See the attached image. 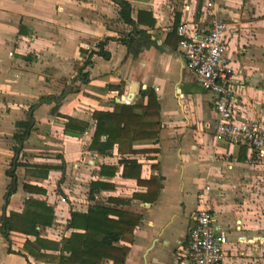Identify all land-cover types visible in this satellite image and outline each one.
<instances>
[{
    "label": "crops",
    "instance_id": "obj_1",
    "mask_svg": "<svg viewBox=\"0 0 264 264\" xmlns=\"http://www.w3.org/2000/svg\"><path fill=\"white\" fill-rule=\"evenodd\" d=\"M128 2L133 26L120 19L113 0H0V226L10 212L22 210L29 196L23 184L35 185L44 193L32 196L52 206L54 216L39 237L45 244L59 242L71 232L66 227L71 211L85 212L94 203L112 206L109 197L145 191L121 176L119 159L128 157L141 165L142 179L158 176L161 188L155 202L132 199L126 206L141 214V221L125 264H179L204 186L212 223L227 237L223 264H264V214L254 216L243 202L252 187L261 188L256 182L264 170L247 145L214 135L212 95L187 68L175 33L181 24L195 31L213 19L224 21L238 111L264 119V0ZM105 39L108 58L90 55ZM79 71L87 74L86 83ZM71 78L72 87L60 100ZM134 83L131 101L145 88L157 95V141L134 142L136 149H149L134 154L120 155L116 147L104 155L88 149L92 112L112 110ZM29 111L34 122L15 159L14 134L22 131L18 122L29 118ZM65 116L88 127L65 133ZM14 159L21 165L15 161L13 169ZM102 165L118 170L101 175ZM98 180L112 188L88 199L89 184ZM26 246L57 253L37 246L34 235L9 230L5 236L0 228V264H56L37 259Z\"/></svg>",
    "mask_w": 264,
    "mask_h": 264
},
{
    "label": "trees",
    "instance_id": "obj_2",
    "mask_svg": "<svg viewBox=\"0 0 264 264\" xmlns=\"http://www.w3.org/2000/svg\"><path fill=\"white\" fill-rule=\"evenodd\" d=\"M119 7L120 19L128 25H135L131 18L132 7L128 0H113ZM153 22V21H152ZM152 25V23H150ZM138 32L141 30L136 29ZM107 39L98 43V48L91 51L90 55L98 54L108 58L109 54L103 50ZM90 63L89 57L84 61V66ZM81 80L86 83L88 78L85 72L79 71ZM44 98H40L42 100ZM160 105L157 95L152 88L138 91L137 98L130 104L113 102L112 110H94L92 118L94 128L88 149L99 154L110 153L116 147L120 155L134 154L138 151L146 152L148 148L136 149L133 143L136 141L156 142L160 130ZM65 133L83 132L88 127L87 123L73 117L65 116ZM31 125L30 119L18 122L22 131L14 134L16 146L15 153L22 150V142L27 135V129ZM76 131V132H75ZM121 176L135 179L136 183L145 187L144 192H133L130 198L109 197L112 206L103 203H94L88 206L85 212L71 211L66 222V227L71 230L69 236H64L59 242L45 244L39 237L40 230L53 223V208L45 200L35 198L32 194H43L44 190L35 185L23 184V190L29 193L23 202L20 212L12 211L1 219V232L7 235L9 230L20 231L35 236V244L39 247H47L56 254H44L26 246L28 251L37 259H47L56 264H125L129 245L134 240V230L141 221V214L127 209L132 199L143 203L156 201L161 184L159 177L151 175L147 179L140 176L141 165L136 159L121 157ZM21 165L16 160V166ZM61 167V166H60ZM49 169V166H43ZM118 167L101 166V175H115ZM9 172V171H8ZM47 172H44L43 176ZM13 175V171L9 172ZM112 188L111 184L104 181H92L88 188V199H93L94 194Z\"/></svg>",
    "mask_w": 264,
    "mask_h": 264
},
{
    "label": "built area",
    "instance_id": "obj_3",
    "mask_svg": "<svg viewBox=\"0 0 264 264\" xmlns=\"http://www.w3.org/2000/svg\"><path fill=\"white\" fill-rule=\"evenodd\" d=\"M227 24L213 19L205 30L189 31L178 25L175 33L183 49L186 66L202 88L212 95L216 121L214 135L235 144L247 145L258 162H264V119L240 113L234 96V69L228 58ZM9 55L12 52L8 53ZM118 102L132 101L120 97ZM204 186L198 194V208L188 230L187 244L179 264H223L226 234L212 223Z\"/></svg>",
    "mask_w": 264,
    "mask_h": 264
},
{
    "label": "rangeland",
    "instance_id": "obj_4",
    "mask_svg": "<svg viewBox=\"0 0 264 264\" xmlns=\"http://www.w3.org/2000/svg\"><path fill=\"white\" fill-rule=\"evenodd\" d=\"M182 53H184L183 49L179 48ZM259 166H262L264 170V162H258ZM264 175V171L262 172ZM258 184H261V188L252 187L247 194L243 195V202L245 204V208L248 211H252L251 213L254 216H260V214H264V177L263 179H258ZM250 193V194H249Z\"/></svg>",
    "mask_w": 264,
    "mask_h": 264
},
{
    "label": "water",
    "instance_id": "obj_5",
    "mask_svg": "<svg viewBox=\"0 0 264 264\" xmlns=\"http://www.w3.org/2000/svg\"><path fill=\"white\" fill-rule=\"evenodd\" d=\"M73 82H74V79L71 78V80H70L69 84H67V86H66V88H65V92H64V94L61 96L60 100H61L65 95H67V93L70 91ZM136 91H137L136 83H134V84H132V86H131V88H130V92H129V94H128L125 98L131 100V99L133 98L134 93H135ZM122 98H124V96H122ZM51 100H53L54 102H59V101H60V100L55 99V98H53V99L51 98ZM47 102H50V99L47 100ZM31 113H32V112L29 111V119H30L31 123H33L34 120H33V118H32ZM29 129H30V127L28 128V130H29ZM17 157H18V153H16L15 159H16ZM15 159L13 160V169L15 168V161H16ZM14 185H15V177H13V186H14ZM12 188H13V187H12ZM13 189H14V188H13ZM8 191H9V190H8ZM5 202H6V198H5Z\"/></svg>",
    "mask_w": 264,
    "mask_h": 264
}]
</instances>
